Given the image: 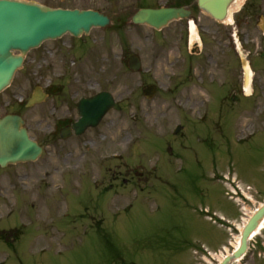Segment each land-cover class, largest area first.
<instances>
[{
  "label": "rangeland",
  "instance_id": "obj_1",
  "mask_svg": "<svg viewBox=\"0 0 264 264\" xmlns=\"http://www.w3.org/2000/svg\"><path fill=\"white\" fill-rule=\"evenodd\" d=\"M33 1L95 8L111 20L78 39L65 34L31 49L0 91V115L19 112L43 146L35 161L0 167V231H11L6 240L17 244L10 247L0 235L4 264H109L121 258L117 262L124 264H204V251L194 254L193 248L222 250L238 234L226 226L243 222L218 174L233 172L252 187L254 201L247 211L264 199V36L246 27L253 41L243 43L246 51L239 49L238 56L229 45L238 66L224 71L214 43L204 44L202 50L217 62L200 53L189 74L177 22L155 30L130 21L140 3L162 0ZM133 53L142 62L136 73L126 68ZM248 60L253 74L248 69L246 78ZM149 83L158 91L145 98L142 88ZM37 84L49 88L51 96L19 106ZM198 87L204 92L199 102L182 94ZM101 89L113 94L119 110H109L83 136L50 135L55 119L66 116L75 102L74 91ZM70 113L76 117L74 108ZM176 125L181 127L174 133ZM133 168L144 175L121 184V171ZM105 186L112 191L101 192ZM112 203L121 211L110 213ZM125 206L130 207L123 211ZM251 242L255 246L235 264H264L259 258L264 247Z\"/></svg>",
  "mask_w": 264,
  "mask_h": 264
},
{
  "label": "water",
  "instance_id": "obj_2",
  "mask_svg": "<svg viewBox=\"0 0 264 264\" xmlns=\"http://www.w3.org/2000/svg\"><path fill=\"white\" fill-rule=\"evenodd\" d=\"M227 1L198 0V3L205 11L219 16ZM179 16H183L181 8H144L140 9L132 19L134 22H146L159 28ZM107 22L106 16L94 10L50 8L32 1L0 0V90L9 84L15 69L21 65L22 55L29 48L37 46L44 39L55 38L65 32L79 35L88 32L92 26H103ZM12 50H19L21 54L14 55ZM129 67L132 70L140 68L138 57L129 58ZM155 91L153 85L144 88L147 97H151ZM41 99V94L34 91L27 105ZM111 106L116 107L107 92L81 99L78 103L81 117L73 124L76 134L81 133L89 125H96ZM22 125L23 119L17 114H6L0 118L1 166L34 160L41 153V147L29 137ZM263 216L264 204L255 211L244 227L239 248L231 255H227L220 264H228L232 259L241 256L246 248L247 236Z\"/></svg>",
  "mask_w": 264,
  "mask_h": 264
},
{
  "label": "flooded vegetation",
  "instance_id": "obj_3",
  "mask_svg": "<svg viewBox=\"0 0 264 264\" xmlns=\"http://www.w3.org/2000/svg\"><path fill=\"white\" fill-rule=\"evenodd\" d=\"M162 2L163 3L158 4L157 7L161 5L177 6L183 7L188 11L186 17L171 22H177L179 37L186 47L189 46L190 48H193L191 40H199L201 46L204 42L214 43L213 47L215 52L224 56L226 51L225 48L228 43H231L232 47H235V42L239 41L240 46L243 47L242 43L253 40L249 39V32L246 27L257 26L261 17L264 16V0H240L239 7H236L231 11V21L218 20L205 13L199 8L197 0H162ZM141 7L142 6L139 5L137 9ZM209 57L211 60L213 59L214 62H217V58L215 59L211 55ZM45 92H47L48 96H51V90L49 88H46ZM70 97L79 98L80 96L78 95V91H74ZM73 107L75 106L71 103L65 111L66 116H63L62 118L57 117L55 119L49 132L50 135H58L62 127L67 126L72 122L71 118L73 117V114L70 112ZM130 172H132V174H130L131 178L133 174H140V177L142 176V172L137 169L128 170L126 175H129ZM123 181H127V179L123 178Z\"/></svg>",
  "mask_w": 264,
  "mask_h": 264
},
{
  "label": "bare ground",
  "instance_id": "obj_4",
  "mask_svg": "<svg viewBox=\"0 0 264 264\" xmlns=\"http://www.w3.org/2000/svg\"><path fill=\"white\" fill-rule=\"evenodd\" d=\"M250 75H252V70H250ZM247 93H250V87L247 88ZM182 94H189L193 100L194 103H196V101H200L201 98L203 97V93L202 91L198 88H192L189 92L186 93V91H183ZM264 227V218L262 219V221L259 222L258 226L253 230V232L251 233V235H255L261 228ZM238 228H241V225L238 226ZM239 241V236L236 235L235 236V241L232 242L233 245H237ZM226 250H228L227 248H225Z\"/></svg>",
  "mask_w": 264,
  "mask_h": 264
}]
</instances>
